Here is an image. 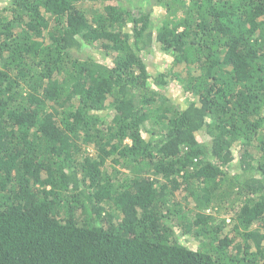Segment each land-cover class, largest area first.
Returning a JSON list of instances; mask_svg holds the SVG:
<instances>
[{"label":"trees","instance_id":"trees-1","mask_svg":"<svg viewBox=\"0 0 264 264\" xmlns=\"http://www.w3.org/2000/svg\"><path fill=\"white\" fill-rule=\"evenodd\" d=\"M0 264H264V0H0Z\"/></svg>","mask_w":264,"mask_h":264},{"label":"rangeland","instance_id":"rangeland-1","mask_svg":"<svg viewBox=\"0 0 264 264\" xmlns=\"http://www.w3.org/2000/svg\"><path fill=\"white\" fill-rule=\"evenodd\" d=\"M147 2L141 3V5L143 7L149 5V3H147ZM152 6H153L152 18L155 21H160L161 19L159 17L161 16V18H162V15H161V12L159 10V7H155V5H152ZM143 9H145V8H143ZM86 50L89 53L91 52V49H89V48H87ZM93 50H96V49L93 48ZM142 56H143L145 63L147 64L149 70L152 73H156V72H159V71H162V70L169 68L171 56L169 55V53H166V52L158 49V46H153V47L145 50L144 53L142 54ZM166 94L168 96H170L172 100H175V101L179 100V93L176 91V89H171V91L167 90ZM202 138L204 139L205 142H209L208 141L209 139L205 135H202ZM232 167H233V165L230 168H232ZM230 170L232 171V169H230Z\"/></svg>","mask_w":264,"mask_h":264}]
</instances>
